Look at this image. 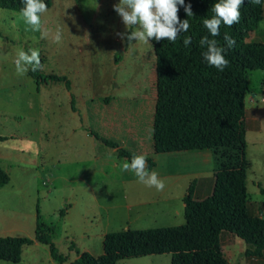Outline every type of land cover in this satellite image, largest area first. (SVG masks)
<instances>
[{"label":"rangeland","instance_id":"374dc122","mask_svg":"<svg viewBox=\"0 0 264 264\" xmlns=\"http://www.w3.org/2000/svg\"><path fill=\"white\" fill-rule=\"evenodd\" d=\"M119 0H53L42 16L49 35L25 31L21 13L0 10V165L10 182L0 187V238L34 239L38 215L43 228L53 227L52 240L64 264L79 254H104L112 232L175 227L185 224L184 197L195 183L194 198L212 194L219 169L214 151L157 153L153 120L157 100L155 39L132 41L114 11ZM130 30L134 31L135 28ZM61 34L54 42L56 32ZM253 40L264 42V18ZM38 49L43 76L66 82L41 81L16 71L20 50ZM123 51L118 65L115 55ZM74 99V103H73ZM248 207L261 215L264 188V71L251 73L246 99ZM152 159V170L164 181L163 191L147 187L126 159L102 140ZM129 162V161H128ZM235 238V239H234ZM224 254L232 264H264L245 256L246 243L224 232ZM75 245V248H72ZM233 255L234 257H231ZM172 255L125 260L124 264H171ZM59 264L47 245L26 246L19 263Z\"/></svg>","mask_w":264,"mask_h":264},{"label":"trees","instance_id":"16d2710c","mask_svg":"<svg viewBox=\"0 0 264 264\" xmlns=\"http://www.w3.org/2000/svg\"><path fill=\"white\" fill-rule=\"evenodd\" d=\"M218 0H185L191 4L194 16L188 17L183 6H178L180 20L189 19L190 28L173 43L154 42L156 55L157 100L153 120L154 150L157 153L214 151L219 169L215 173L212 194L204 199L194 198L195 183L184 197L185 224L175 227L126 230L105 236L104 254L95 257L79 254L74 264H124L128 259L171 254V264H232L224 254L221 237L224 232L237 235L247 245L245 256L264 257V188L261 215L249 212L247 176L251 162L247 157L246 99L250 91L251 73L264 71V42L253 40L264 18V0L254 5L244 0L239 23L222 25L220 35L212 37L203 25L211 18L210 10ZM48 9L53 0H45ZM22 0H0V10L21 13ZM225 34L235 40L228 47ZM209 36L225 49L229 65L224 71L210 66L203 58L199 41ZM185 37H191L186 47ZM123 51L115 55L118 65ZM32 79L66 82L67 77L43 76L41 69L29 71ZM74 103V99H73ZM117 151L119 159L130 162L132 153L117 142L101 139ZM8 137L1 135L0 143ZM148 170L156 163L147 159ZM10 182L9 174L0 165V187ZM53 227L43 228L38 215L35 238L7 236L0 238V260L19 263L23 250L36 242L49 246L53 260L59 264L67 258L59 253L52 240ZM72 245V248H75Z\"/></svg>","mask_w":264,"mask_h":264},{"label":"clouds","instance_id":"9594fccd","mask_svg":"<svg viewBox=\"0 0 264 264\" xmlns=\"http://www.w3.org/2000/svg\"><path fill=\"white\" fill-rule=\"evenodd\" d=\"M254 5H261L262 0H249ZM23 8L21 17L25 24V31L40 32L41 38H47L49 33L44 30L42 16L48 10L45 0H22ZM244 0H218L210 9L214 15L211 18H204L203 25L212 37L220 35L222 25L231 27L239 23ZM183 6L188 17L194 16L192 5L185 4V0H119L115 4L114 11L120 16L128 31L117 32L116 35L121 40H126L131 46L132 41L149 42L155 39L157 42L167 40L175 42L181 33L187 32L190 28L189 19L180 20L178 16L179 7ZM131 28L136 30L132 31ZM225 41L229 48L235 45V40L225 34ZM54 42L59 43L61 34L56 32L53 37ZM187 47L191 43V37H185L183 41ZM199 44L206 50L202 55L204 60L219 71H224L228 67L229 61L226 59L225 49L218 45L216 39L204 36ZM18 74H25L31 71L40 70L43 65L38 49H29L27 52L20 50L14 61ZM124 171H131L138 178V181L147 187H155L157 191H163L165 183L158 177V173L148 170L147 158L144 155H133L130 162L125 161L122 165ZM244 264V261L241 262Z\"/></svg>","mask_w":264,"mask_h":264},{"label":"crops","instance_id":"0c3cea01","mask_svg":"<svg viewBox=\"0 0 264 264\" xmlns=\"http://www.w3.org/2000/svg\"><path fill=\"white\" fill-rule=\"evenodd\" d=\"M213 192V191H212ZM211 195V194H210ZM210 195H208L207 197H205L204 199H206V198H208ZM204 199H202V200H204ZM185 206V205H184ZM231 235H233V234H231ZM235 239V238H234ZM222 243V242H221ZM223 247V246H222ZM246 249H247V246H246ZM246 251V250H245ZM225 256L227 257V259L230 261V262H232V258H230L226 253H225ZM231 257H234L233 255H231ZM263 258V257H262Z\"/></svg>","mask_w":264,"mask_h":264}]
</instances>
